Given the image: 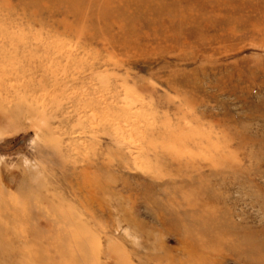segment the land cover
Returning <instances> with one entry per match:
<instances>
[{"label":"rangeland","instance_id":"374dc122","mask_svg":"<svg viewBox=\"0 0 264 264\" xmlns=\"http://www.w3.org/2000/svg\"><path fill=\"white\" fill-rule=\"evenodd\" d=\"M125 1L0 0V264L195 249L156 206L177 187L231 204L238 251L264 229V0ZM88 181L106 206H81Z\"/></svg>","mask_w":264,"mask_h":264},{"label":"bare ground","instance_id":"6f19581e","mask_svg":"<svg viewBox=\"0 0 264 264\" xmlns=\"http://www.w3.org/2000/svg\"><path fill=\"white\" fill-rule=\"evenodd\" d=\"M122 1H125V0H122ZM131 1L132 0H130V2ZM180 1L182 2L181 5L187 4L186 0H184V1L180 0ZM130 2H129V5H130ZM125 3H126V1H125ZM136 5H135V7H136ZM166 5L167 4H164L165 7L161 6L159 8L157 6V8L159 10H163V9L168 10L170 7L172 8L171 4H168L167 7H166ZM132 8H133V6H132ZM122 10L124 11L123 8H122ZM134 10H135L134 14L136 16L140 15L139 14L140 12L138 11V9H134ZM159 10H157V12ZM192 10H191V12H192ZM126 11L127 10H125V12ZM146 11H148L146 13L149 15L150 11L149 10H146ZM118 13L119 12H117V14ZM129 13H130V11H129ZM193 14H194V12H193ZM178 16H180V17H178ZM177 17H178V19H181V21L185 19L184 17H182V15H179V14L177 15ZM187 18H188V15H187ZM189 21H192V20H189ZM194 22H196V21H194ZM183 25H184V22H183ZM168 29H171V28H168ZM89 185H90L91 189H86ZM82 186H83V188H85L84 189L85 191L82 194L83 199L80 202L82 207L90 206V204L95 205L97 208H101L103 206H106L107 202H103V200H100V196H102V194L104 193V191L106 189L105 186L103 184H101V182L100 183H99V181L94 182V183L92 181H88L86 183L83 182ZM184 186L185 187L188 186V188H189V187H191V184H190V182H187V183H184ZM183 189H181L180 187H177L176 189L174 188L175 193L179 194L181 196L180 198L178 196L172 194L171 192L168 193L166 191L167 196L165 197V199L164 200L161 199L160 201H156L157 203L156 202L155 203L157 204L156 206L158 207L159 210L162 209V210L167 211L169 213L170 216H169V219L167 221V223H168L167 225L175 228V230L177 232H179V234H181L180 232L186 233V234L183 233L184 235L183 234H181V235H183L185 237L187 242L193 244V246L195 245V249L193 248L191 250H186L185 252H183V254H179V255L176 254L175 252H171V251L170 252H163V254H161V255L159 254V255L146 256V260H148V259L149 260H155L159 264L163 260H166L168 263L171 262V263H177V264H201V261L206 260L209 262V264H215L216 263V256H215L216 254L215 253L218 252L219 249L223 248L224 250L235 251V253L239 256H243V257L248 256L250 258V260L254 259V262H256L257 264L264 262V229L259 230V232H257V233L246 232V235L243 237L247 241L246 249L243 251H238L237 250V244L234 241H231V239H230L232 236H234V233H231V231H228V230H232V229L235 230L237 228L236 225H234V222L230 216V214H232V208L230 206L231 204L228 202L226 203V200H223V199H220L221 202L218 201V203H216V204H213L211 201H209L207 199L206 200L204 199V201H202V200L200 201V199H198L196 197V194H198L199 198H200L202 192L200 194L196 193L194 195V190H193V193H191L190 192L191 190L185 191ZM243 189H245V188H243ZM261 190L264 193V190L263 189H261ZM254 193L259 194L256 191ZM193 195H194V197H193ZM222 198H224V197H222ZM118 206H119V204H118ZM57 222H59L58 219L54 222V224L56 225ZM241 229H242V227H241ZM160 232L163 233L162 231H160ZM211 234L214 235L216 238H213L211 236ZM257 234L260 235V236H258V239L261 238L259 241L257 240ZM220 235H221V240L224 238H227V240L223 244H219V243L215 242L219 238ZM41 237H43V242H45L47 244L46 246H40L41 247L40 248L41 249L40 250L41 257L43 259L47 258V260L49 262H54L53 261L54 258H52V257L50 258L49 254H48V250L52 251L51 249H54V245L49 240L51 238H48V237H50V234L47 233V231L43 230V231H41ZM249 243L253 244V245L258 244L259 249H260V255H259L258 259L253 257L251 255L250 251L247 249V247L250 245ZM196 245H197V247H196ZM205 252H208V254L205 255L204 254ZM206 257H208V258H206ZM93 258H94V262H95L96 261L95 255ZM117 258L119 259L118 255H117ZM149 262H151V261H149ZM51 264H53V263H51Z\"/></svg>","mask_w":264,"mask_h":264}]
</instances>
